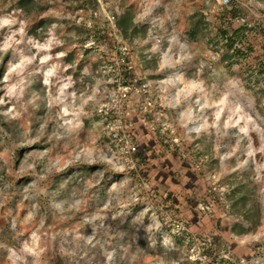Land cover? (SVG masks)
<instances>
[{
	"label": "rangeland",
	"instance_id": "rangeland-1",
	"mask_svg": "<svg viewBox=\"0 0 264 264\" xmlns=\"http://www.w3.org/2000/svg\"><path fill=\"white\" fill-rule=\"evenodd\" d=\"M239 2L226 25L218 0H0V264H194L155 212L166 195L213 247L206 264H264V0ZM244 25L237 55L222 32ZM120 47L147 90L123 116L147 190L111 134Z\"/></svg>",
	"mask_w": 264,
	"mask_h": 264
},
{
	"label": "built area",
	"instance_id": "built-area-1",
	"mask_svg": "<svg viewBox=\"0 0 264 264\" xmlns=\"http://www.w3.org/2000/svg\"><path fill=\"white\" fill-rule=\"evenodd\" d=\"M219 4L222 8H229L231 7L232 3L235 1L238 4H241L239 0H218ZM121 51L120 54L123 58H121L124 67L125 74L127 71L132 72V69L130 66H128L126 57L129 53L128 49L126 47H120ZM128 60V59H127ZM117 66H120L119 62L116 63ZM120 79L122 78V72L120 68V73H118ZM132 76V73H131ZM127 77V75H126ZM129 79L130 82L129 83ZM125 78V80L121 81L118 89L119 94L116 99L115 104L112 106L111 111L109 110L108 115L111 113L116 116V119H114V123H112L111 129H112V137L113 141L117 143V154L119 155V158L121 159L123 165H127V169L130 172V174L136 176L135 178L138 179L140 187H142L144 190H147L149 187V181L142 179L141 175L139 174L143 163V159L140 158V155L138 153V147L137 143L135 142V139L132 138L130 135L125 120L123 119V116L127 114L125 106H130L131 100L133 99L135 94L142 92H147L146 85H143L140 87L138 85V79L131 78ZM138 86H137V85ZM126 102V103H125ZM124 104V106H123ZM153 108V102L151 97H147L143 100L142 106H141V112L148 114L151 112V109ZM117 123V124H115ZM115 126L113 127V125ZM157 129L158 134H160L161 138L165 142L166 145L171 150H176L178 153L179 151H182L181 144L182 139L177 134V131L175 129H171L167 126H163V128H155ZM143 173V172H142ZM217 190V187L212 188V190L209 191L211 198H215L213 196V193ZM155 195V194H154ZM153 195V196H154ZM154 198H157V196H154ZM148 203H153V200H147ZM210 203L206 205V209L210 210V206H212L214 200L209 198ZM154 205V203H153ZM155 212L158 216H161V220L164 222L166 230L173 235L177 240L183 243V245L188 249V255L190 260L197 262L199 261L200 264H206V259L208 257V254L206 253L211 246H209V241L207 239H203L198 232H196L195 229L191 228L182 218L176 215L174 210L169 207L167 204H165L164 201L158 205H154ZM224 259H227V255H223ZM230 260V259H227Z\"/></svg>",
	"mask_w": 264,
	"mask_h": 264
},
{
	"label": "trees",
	"instance_id": "trees-1",
	"mask_svg": "<svg viewBox=\"0 0 264 264\" xmlns=\"http://www.w3.org/2000/svg\"><path fill=\"white\" fill-rule=\"evenodd\" d=\"M238 3H236L235 1L232 3V5H231V7H230V9H228V12H227V17L225 18V24L227 25V24H229L230 22L229 21H231L230 19H232V17H228L229 15H231V14H234V16L236 17V13L238 12V10H239V6L237 5ZM235 17L233 18V19H235ZM113 18H114V22H115V28L117 29V31L119 32V34H120V36L124 39V40H127V39H129L131 36H134V35H136L137 33H139L138 31H137V27H138V25H135V23H133L134 22V19H133V17H132V14L131 13H129L128 11H125V13L124 14H120L119 16H116V15H114L113 16ZM231 24V23H230ZM226 31H223L222 32V36H223V38H225L226 39V41H227V43L229 44V47H232V46H235V48L237 49L236 50V54L237 55H246L247 53H248V48H249V43H248V33H250L251 32V30H250V28H249V26L247 25V26H239L238 28H236L233 32H232V35H229V32H228V29H225ZM191 33V35H192V37H194L195 38V34H196V31H192V32H190ZM239 45H241V46H239ZM243 45V46H242ZM239 46V47H238ZM131 73L132 72H129V71H127V73H126V75H127V77L130 75V77L129 78H131ZM185 150H186V147H185ZM188 150V149H187ZM186 150V151H187ZM189 151V150H188ZM154 155L152 154L151 155V157H153ZM150 157V159H148V161L150 162V161H152V158ZM148 162V163H149ZM142 164V163H141ZM133 176V175H132ZM193 192V191H192ZM193 193H195V192H193ZM189 196L191 197V195L190 194H188V199H189ZM206 197L207 196H205V198H203V199H201L200 201H199V203L200 202H204V203H207V204H209L210 203V201H209V199H207L206 200ZM166 198V199H165ZM165 200H164V202H165V204H167L169 207H174V205L176 206L177 205V203L175 202V198H172L171 196H169V195H166L165 196ZM177 198H179V197H177ZM216 201L217 202H219V199H216ZM173 205H172V204ZM179 205V204H178ZM175 210H177L178 209V211H182L179 207H177V208H174ZM180 218H182L191 228H193V229H195L196 231H198V227L195 225V223H193V222H190V221H187L183 216H180ZM195 225V226H194ZM194 227H196V228H194ZM200 235V234H199ZM201 236V235H200ZM202 237V236H201ZM203 238V237H202ZM203 239H205V238H203ZM213 247H210V249L206 252L208 255H209V253H210V251H211V249H212ZM190 259V258H189ZM62 261V259H60V258H57V259H55L54 260V264H60V262ZM192 261V260H191ZM194 264H200V262L199 261H197V262H194V261H192ZM222 262V261H221ZM223 262H226V261H223Z\"/></svg>",
	"mask_w": 264,
	"mask_h": 264
}]
</instances>
